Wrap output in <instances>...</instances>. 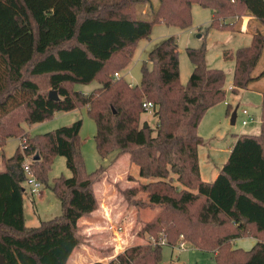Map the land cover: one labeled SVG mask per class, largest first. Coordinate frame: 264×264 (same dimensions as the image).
<instances>
[{
  "label": "trees",
  "instance_id": "16d2710c",
  "mask_svg": "<svg viewBox=\"0 0 264 264\" xmlns=\"http://www.w3.org/2000/svg\"><path fill=\"white\" fill-rule=\"evenodd\" d=\"M194 4L212 11L207 31L234 30L236 24L225 22L230 18L258 21L261 28L249 45L223 53L235 61L230 92L250 90L264 77V68L256 73L264 55V0H0V256L5 264H68L76 248L93 247L80 220L100 208L96 185L108 174V164L87 171L81 120L39 134L24 127L83 107L95 122L102 160L114 154V163L128 154L142 185H166L175 194L151 220L137 217L138 236L164 237L170 248L189 243L212 253L215 264H264V92L259 133L237 135L216 179L205 181L199 148L207 142L199 134L200 122L228 96L227 74L209 66L205 42L186 49L193 70L185 84L175 36L149 51L138 83L114 77L129 66L156 24L190 28ZM94 81L99 86L91 93L77 90ZM51 91L56 96L51 98ZM145 102L154 106L156 129L141 123ZM234 108L228 103L226 115ZM9 138L23 141L7 157L3 148ZM58 156L71 176L49 185ZM26 157L61 204L60 215L37 227L25 220ZM239 238L256 243L236 248L233 241ZM163 247L151 241L131 245L107 264H161Z\"/></svg>",
  "mask_w": 264,
  "mask_h": 264
},
{
  "label": "rangeland",
  "instance_id": "374dc122",
  "mask_svg": "<svg viewBox=\"0 0 264 264\" xmlns=\"http://www.w3.org/2000/svg\"><path fill=\"white\" fill-rule=\"evenodd\" d=\"M192 16V26L188 29L167 26L164 23L156 24L150 38L140 41L129 66L123 72H118V78L122 76L129 82L138 83L140 80L141 64L147 59L149 51L165 38L175 36L178 42L181 82L184 84L187 82L191 75V70L193 69V65L186 52L187 47L199 48L205 42L210 65L225 70L227 74L226 86H229L232 81L231 72L233 69V60H225L222 57V46L226 45V47L232 48L234 52L238 47L249 44V37L231 34V31H219L216 29L207 31L206 29L211 21V10L204 9L198 4L192 6ZM244 17L246 16L242 18ZM238 21L237 18L225 20L227 23L236 24L235 29L239 28L237 26ZM263 68L264 55L256 73ZM98 86V82L94 81L88 85H78L77 90L88 94ZM228 103H231L235 108L238 107L236 124L234 125L231 124V117L226 115ZM244 109H247L249 115L255 120L245 126L242 124V121L247 117V115L243 114ZM78 120L82 121V128L80 131V137L82 139L81 152L87 171H94L101 164H108L109 169L105 179L96 185V194L100 201L99 210L90 219L84 222L81 221L80 224L82 233L89 239L90 243L93 244V247L89 248L85 246L86 248L77 249L72 255L69 264H104L96 262L107 263L110 261L108 256L114 254L116 242L113 241L111 243V240L115 237L113 231L120 233L119 236H117L118 242L120 248L124 246L121 252L131 245L150 241L148 237L138 236L141 225L137 222V217L139 216L140 220L143 218L146 219L148 216H152L156 209L154 211L150 208L140 210L138 204H154V206L158 208L162 204L167 203L169 196L171 193L174 194V192L169 186L161 187V185L153 184L145 187L142 185V181L139 180L138 177L139 169L135 166L130 167L128 154L123 155V157L121 156L123 159H120V157L114 163H112L114 154L108 159L102 160L96 151L94 139L96 125L93 119L88 116L85 107L70 112H60L51 120L29 126L24 124V127L31 134H39L71 125ZM141 123L150 124V126L156 129L158 120L153 112L148 111L142 114ZM260 123L261 99L257 93L245 90H241L238 94L228 92V96L224 102H220L210 108L204 115L199 126V134L204 137L207 142L206 145L199 148L203 179H209V171L210 169L212 170L214 166L212 160L217 165L219 161L223 159L224 154H220L214 149L220 148V150H223L228 144L235 141L237 135L259 133ZM18 139L20 143L23 141L21 138ZM18 144L19 142L16 138H9L7 144L3 148L4 154L7 157L11 156ZM2 153L3 152L0 150L1 163ZM25 160L30 162L31 158L26 157ZM129 174L133 179L130 180ZM59 176H71V172L66 166V160L61 156H58L54 160L52 169L49 173L48 184L51 185L53 179ZM24 210L26 225L29 227H37L42 221H48L60 215L61 204L50 187L43 185L40 194L35 196L31 195L29 189L26 188ZM143 211L145 212L143 213ZM105 214H108L107 217L110 218L109 228L99 229L100 231H97L95 228L92 229L91 227L95 226L106 227V224H104L106 221ZM121 240H123L124 243H122ZM253 243L254 240L248 238L237 241V244L235 243L234 246L236 248L241 247L249 249ZM185 246L186 250L179 251L176 247L174 249L177 252L175 250L173 252L169 246L164 245L161 264H215V260L211 255L212 253L196 249L189 243H185ZM94 252L105 256H101L100 260L97 261L94 257Z\"/></svg>",
  "mask_w": 264,
  "mask_h": 264
},
{
  "label": "crops",
  "instance_id": "0c3cea01",
  "mask_svg": "<svg viewBox=\"0 0 264 264\" xmlns=\"http://www.w3.org/2000/svg\"><path fill=\"white\" fill-rule=\"evenodd\" d=\"M211 20H212V11H211ZM211 22V21H210ZM237 26L239 27L238 29H235L234 31H231V34H238V35H245V36H248L249 37V40H250V43H251V40H252V37H253V33L255 32V31H257L259 28H261V26L259 25V23H258V21L254 18V17H250V16H246V17H244V18H242L241 20H239L238 21V23H237ZM201 36V35H200ZM249 43V44H250ZM249 44H247V45H249ZM247 45H243V46H247ZM241 47V46H240ZM239 48V47H238ZM222 49H223V53L225 52V51H232V48H229V47H226V45H223L222 46ZM223 53H222V57H223ZM207 58H208V56H207ZM224 60V59H223ZM208 64H209V66L211 67V68H219V67H214V66H212V65H210V63H209V60H208ZM234 67H235V61L233 60V69H232V72H231V75H232V81H233V72H234ZM221 69H223V68H221ZM193 70V69H192ZM192 70H191V72H192ZM128 71V70H127ZM127 71H126V73H127ZM232 81H231V84L229 85V86H226V89H227V91L228 92H230V90H231V88H232ZM131 84H136V82L135 83H133V82H130ZM183 83V82H182ZM245 91H249V92H253V93H257L259 96H260V99H261V102H262V93L264 92V77L261 79V80H259L258 82H256L253 86H252V88L250 89V90H245ZM60 113V112H59ZM56 114H58V113H56ZM56 114H55V116H56ZM236 124V123H235ZM150 125V124H149ZM260 128V127H259ZM204 138V137H203ZM17 140H18V142H19V144H20V141H19V139L18 138H16ZM235 142H236V139H235V141H233L232 143H230V144H228V146L227 147H225L223 150H220V148H217V149H214L215 151H218L220 154H224V156H223V159L221 160V161H219V163L216 165V163H214L213 162V160H212V163H213V169L211 170L210 169V171H209V179H203V176H202V170H201V166H200V170H201V176H202V179L203 180H205V181H213L214 179H216V177L218 176V174H219V171L221 170V168L223 167V165L225 164V162L227 161V159L229 158V155H230V151H231V149H232V147H233V145L235 144ZM7 144V143H6ZM19 144H18V146H19ZM17 146V147H18ZM16 147V148H17ZM123 157V156H122ZM120 158V159H123V158ZM126 160H127V158H126ZM1 170H3V165H2V163H1V161H0V171ZM164 186H166V185H161V187H164ZM168 187V186H167ZM27 188V187H26ZM175 197V195L173 194V193H171V195L169 196V199H168V202L169 201H171L173 198ZM167 202V203H168ZM151 205H154V204H151ZM24 208H25V196H24ZM150 209H152L153 211L155 210V209H153V208H151L150 207ZM99 210V209H98ZM97 210V211H98ZM97 211H95L94 213H93V215L97 212ZM152 211V212H153ZM157 211H158V208L154 211V214L152 215V216H148L146 219L145 218H143L142 220L143 221H149V220H151L156 214H157ZM24 212H25V210H24ZM145 211H143V213H144ZM92 215V216H93ZM107 215L108 214H105V218H106V221L104 222V224H106V227H104V226H95V227H91L92 229L93 228H95V229H97V231H100L99 229H108L109 227H108V225H109V221H110V218L109 217H107ZM91 218V217H90ZM90 218H83V219H81L80 220V224H81V221H86V220H88V219H90ZM87 223H93V222H87ZM90 229V228H89ZM114 232V234H115V237H114V239L113 240H111V243L114 241V242H116V244H115V246H114V254L113 255H110V256H108V259H110V261L112 260V259H114L116 256H114V255H117L119 252H121L123 249H124V246H122V249L120 248V245H119V240H118V237L117 236H119V232H117V231H113ZM243 239H248V238H239V239H235L234 241H233V246H234V244L236 243L237 244V241H241V240H243ZM253 240H254V243H253V245L256 243V239H254V238H252ZM122 241V243H124V241L123 240H121ZM252 245V246H253ZM89 247V248H92V247H90V246H87V245H81V246H79L78 248H76V250L75 251H77V249H79V248H86V247ZM92 246H93V244H92ZM251 246V247H252ZM235 247V246H234ZM172 249V251L174 252V248H171ZM250 249V248H249ZM74 251V252H75ZM176 251V250H175ZM177 252V251H176ZM95 253V255H94V257H95V259H97V261L98 260H100V258H101V256H105V255H102V254H100V253H97V252H94ZM105 253V252H104ZM74 254V253H73ZM72 254V255H73ZM212 256H213V258H214V255L213 254H211ZM114 256V257H113ZM72 257V256H71ZM92 257V256H91ZM71 259V258H70ZM69 262H70V260H69ZM69 262H68V264H69ZM96 263H104V264H107V263H105V262H96Z\"/></svg>",
  "mask_w": 264,
  "mask_h": 264
},
{
  "label": "built area",
  "instance_id": "2783aa9c",
  "mask_svg": "<svg viewBox=\"0 0 264 264\" xmlns=\"http://www.w3.org/2000/svg\"><path fill=\"white\" fill-rule=\"evenodd\" d=\"M115 78H118L119 77V73H116L114 75ZM144 108L147 110V112H152L153 110V104L150 103V102H145L143 104ZM243 114L244 115H247L246 119H244L242 121V124L245 126L247 124H249L250 122H254V118L252 116L249 115L248 111L247 110H243ZM23 170L26 174V187L29 189V192L31 195L35 196V195H39L40 194V191H41V188L43 186V184L37 179V177L35 176V173L33 172L32 168H31V165H30V162L28 161H24L23 165ZM150 241L152 243H158L159 245H167V240L166 238L164 237H161L159 239V241H156L155 238H150ZM125 245V244H124ZM181 251V250H186V246H185V243L181 242L180 244H178L177 246H175L174 248H176ZM122 248V247H121Z\"/></svg>",
  "mask_w": 264,
  "mask_h": 264
},
{
  "label": "water",
  "instance_id": "95a60500",
  "mask_svg": "<svg viewBox=\"0 0 264 264\" xmlns=\"http://www.w3.org/2000/svg\"><path fill=\"white\" fill-rule=\"evenodd\" d=\"M54 96H56V92L55 91H51L50 92V97L52 98ZM237 111H238V107L235 108V110L233 111V113L231 115V124L232 125H234L236 123ZM147 126H148V124H146L144 127H147ZM0 264H5L4 258L2 256H0Z\"/></svg>",
  "mask_w": 264,
  "mask_h": 264
}]
</instances>
